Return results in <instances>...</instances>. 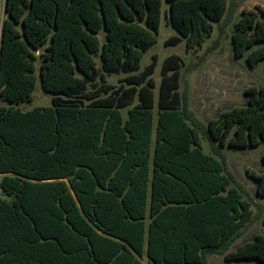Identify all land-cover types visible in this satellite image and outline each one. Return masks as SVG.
Masks as SVG:
<instances>
[{
	"label": "trees",
	"instance_id": "16d2710c",
	"mask_svg": "<svg viewBox=\"0 0 264 264\" xmlns=\"http://www.w3.org/2000/svg\"><path fill=\"white\" fill-rule=\"evenodd\" d=\"M165 1L177 34L164 44L187 49L200 47L228 8ZM1 5L0 264H208V253L264 264V234L226 253L252 203L221 155L223 146L264 141V87L247 88L245 105L208 121L214 152H205L178 91L181 57L163 60L157 97L156 56L140 69L162 0ZM231 41L249 66L264 60V8L243 10ZM118 73L122 84L107 83ZM38 78L51 105L25 109ZM252 177L264 197V174Z\"/></svg>",
	"mask_w": 264,
	"mask_h": 264
},
{
	"label": "rangeland",
	"instance_id": "374dc122",
	"mask_svg": "<svg viewBox=\"0 0 264 264\" xmlns=\"http://www.w3.org/2000/svg\"><path fill=\"white\" fill-rule=\"evenodd\" d=\"M227 11L220 22L213 23V30L200 47L187 49L185 41L176 45H165V41L176 35V31L169 24L165 11L168 4L162 0V13L155 43L143 54L140 69L150 61L151 56L157 58L155 72L152 75L157 97L160 70L163 60L176 54L182 59L180 68L179 93L186 102L188 111L192 114L199 126L201 144L205 152H214V145L210 143L203 132L208 121L216 118L223 111L232 107L243 106L248 96L245 90L250 87H264V60L254 66L246 63V54L236 56L234 53L231 34L233 24L238 20L243 10L258 12L264 8V0H226ZM0 33L4 19V11L0 7ZM101 42L104 41V30L98 33ZM125 74L105 75L107 83L117 87L122 84ZM51 105V94L45 92L39 78L32 92L30 102H22L25 109L33 106ZM126 115V110H123ZM157 111L155 108V119ZM155 125V121H154ZM227 173L233 179V185L240 191L242 197L252 203V219L236 237L226 250V253L235 250L239 245L253 240L256 234H264V197L256 193V181L252 177L264 174V141L256 147L233 148L221 147ZM224 254L208 253V264H230L225 261ZM145 264V260H143ZM254 261H237L234 264H253Z\"/></svg>",
	"mask_w": 264,
	"mask_h": 264
}]
</instances>
